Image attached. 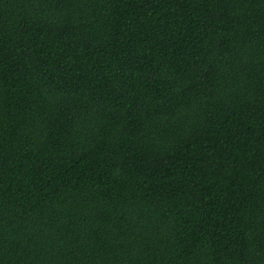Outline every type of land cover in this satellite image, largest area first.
<instances>
[{
	"label": "trees",
	"instance_id": "trees-1",
	"mask_svg": "<svg viewBox=\"0 0 264 264\" xmlns=\"http://www.w3.org/2000/svg\"><path fill=\"white\" fill-rule=\"evenodd\" d=\"M0 264H264V0H0Z\"/></svg>",
	"mask_w": 264,
	"mask_h": 264
}]
</instances>
